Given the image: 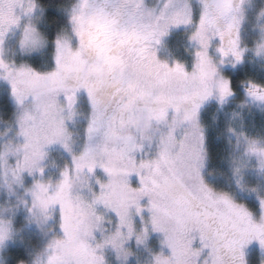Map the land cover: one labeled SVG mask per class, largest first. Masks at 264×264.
Returning a JSON list of instances; mask_svg holds the SVG:
<instances>
[{
  "label": "clouds",
  "instance_id": "9594fccd",
  "mask_svg": "<svg viewBox=\"0 0 264 264\" xmlns=\"http://www.w3.org/2000/svg\"><path fill=\"white\" fill-rule=\"evenodd\" d=\"M0 264H264V0H0Z\"/></svg>",
  "mask_w": 264,
  "mask_h": 264
}]
</instances>
